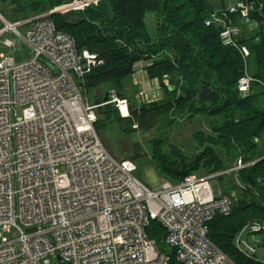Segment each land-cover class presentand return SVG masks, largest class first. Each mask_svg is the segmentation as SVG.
<instances>
[{
	"label": "built area",
	"instance_id": "2783aa9c",
	"mask_svg": "<svg viewBox=\"0 0 264 264\" xmlns=\"http://www.w3.org/2000/svg\"><path fill=\"white\" fill-rule=\"evenodd\" d=\"M97 1L72 0L16 20L0 11V42L18 49L23 39L32 51L21 63L0 53V264H237L209 239L208 224L233 205L217 177H237L257 159L238 157L223 171L166 180L153 191L135 175L134 161L113 156L94 129L97 106L83 88L97 56L77 49L51 19ZM255 8L254 1L237 0L204 20L218 29L223 45L241 54V97L254 82L264 85L252 75L242 41L261 24L251 17ZM23 25H30L25 37L17 30ZM8 33L16 39L2 40ZM144 97L137 93L141 103ZM109 102L120 116L129 115L128 98L112 92ZM12 106H23L15 120ZM152 221L165 230L164 249L147 236ZM244 233L263 237L264 250V222L244 225L235 237L236 248L250 257L257 246L246 240L243 250Z\"/></svg>",
	"mask_w": 264,
	"mask_h": 264
},
{
	"label": "trees",
	"instance_id": "16d2710c",
	"mask_svg": "<svg viewBox=\"0 0 264 264\" xmlns=\"http://www.w3.org/2000/svg\"><path fill=\"white\" fill-rule=\"evenodd\" d=\"M23 1L15 2L12 9L15 17L22 18L28 11L41 12L70 0ZM250 1L256 6L251 17L261 20V24L242 41L250 50L252 75L264 83V0ZM213 10L209 0H98L83 10L71 11L69 14L77 18L75 21L62 14H54L51 19L58 30L73 38L77 49H88L97 56V64L90 66L83 78L86 94L107 84L118 96L126 97L124 80L141 60L149 62L144 66L148 77L161 82L162 99L139 105L130 100L126 117L99 97L94 129L101 141L108 124L116 123L123 134L130 135L138 130H151L171 115L195 109L216 122L208 144L201 141L202 153L189 163L173 144L168 145L169 154L155 153L153 164L166 180L176 183L188 174L223 171L239 156L245 161L261 157L240 170L237 177L229 174L231 180L236 178L240 182L242 187L236 186L243 194L233 199L230 213H215L208 224V237L237 264H263L264 255L258 257L260 250L246 257L236 248L234 240L244 225L264 222V154L258 152L255 141L264 133V85L254 82L249 95L240 96L236 83L242 72V57L237 49L220 42L215 26L204 24ZM149 13L156 18L154 35L146 29L144 21ZM160 52L163 56L154 58ZM164 77L169 79V86L162 83ZM175 82L180 87L175 88ZM177 89L181 91L179 94ZM216 149L224 151L222 160ZM133 151L138 157L137 143ZM223 175L217 177L221 186ZM222 189L229 195L227 187ZM146 232L159 249H164L165 230L161 225L152 221ZM260 246L263 249V242Z\"/></svg>",
	"mask_w": 264,
	"mask_h": 264
},
{
	"label": "rangeland",
	"instance_id": "374dc122",
	"mask_svg": "<svg viewBox=\"0 0 264 264\" xmlns=\"http://www.w3.org/2000/svg\"><path fill=\"white\" fill-rule=\"evenodd\" d=\"M25 2L21 0H1L0 2V11L9 19V20H16L18 17H15L12 14V9L15 5V2ZM72 0L68 2H64L59 5H55L52 8H47L41 12H33L28 11L24 13V17L32 16L38 13H44L45 11L54 10L57 9L60 6H63ZM237 0H209V2L214 7V10H218L222 6L225 8L230 7V5L234 4ZM70 12H63L58 13L64 15L66 18L75 21L77 18L73 16L72 14H69ZM54 15V14H53ZM23 16V15H22ZM15 17V18H14ZM146 29L152 34H155V28H156V18L154 14H147L144 18ZM30 29V25H23L17 27V30L19 33L25 37L28 30ZM10 39L14 41L16 39V35L12 33H8L6 36L2 38ZM0 53L3 54H9L13 60L16 63L25 62L31 59L32 57V51L31 48L21 39V45L20 48L16 49L13 47H8L4 45L2 42H0ZM167 55L172 56L169 54L170 52H166ZM159 55L162 57L163 53H158L154 58L159 57ZM149 64V62H145V60L139 61L135 68H144L146 65ZM248 64L249 68L251 69L253 63L251 58H248ZM156 79L158 84L160 85L161 82L157 78ZM132 76L126 78L124 80V85L128 88L132 89V91H135V94L137 95L139 86L138 84L133 86L132 83ZM162 83L165 86L170 85V81L167 77H164L162 80ZM174 87L178 88L180 87V84L177 82L174 83ZM127 89V88H125ZM112 92L116 93L115 90L106 85H101V87H98L97 89L93 90L92 92L87 93V97L90 103H94L95 100L99 101V97L103 100L104 96L107 94L109 97ZM181 91L180 89H177V93L179 94ZM103 97V98H102ZM130 98V97H129ZM145 99V97L143 98ZM132 101V99L130 98ZM133 102V101H132ZM134 103V102H133ZM97 106L99 105L96 104ZM262 106L264 107V101ZM22 108L23 106H12L11 108V118L12 120H15L17 117H20L22 115ZM216 122L211 120L210 117L201 112H196L195 109L192 110L189 113H177L175 115H171L167 118H164L160 120L151 130L148 131H135L131 133L130 135L123 134L116 123L108 124L105 129V137L101 141L105 148L115 157L119 159H132L135 161V164L137 166L136 170V176L151 190L156 191L158 190L162 183L166 181V179L161 176V174L156 169L155 165L153 164L152 157L156 153L159 155L162 154H169V144L175 145L184 156L187 157L188 163L191 162L194 159V156L196 154L202 153L203 151V145H201V141L205 144H208L209 138L212 134L213 125ZM101 139V138H100ZM202 139V140H201ZM255 141L258 142V152L264 154V133L263 137L255 138ZM134 143H137L138 145V157L134 156L133 146ZM223 150L216 149L215 153L218 156L219 160H222L221 157H223ZM252 155H255V151H252ZM238 156V155H237ZM240 157V156H239ZM261 158V157H260ZM257 158V161L260 159ZM237 159V158H236ZM235 161V160H234ZM233 161V162H234ZM60 171H64V168H59ZM200 173V172H198ZM169 180V179H168ZM174 181V179H172ZM231 181V182H229ZM223 182L224 184L222 187H227V191L229 195L232 196L233 199H238L240 196H242V190L236 186L241 184L238 182L235 178L231 180L229 174L223 175ZM212 188L214 192H217V183H212ZM241 191V192H240ZM234 201V200H233ZM14 233H11L9 237L14 236ZM263 237H260L258 234H248L244 233L241 237V242L239 243L240 247L243 250L247 249V241L250 243H255L257 246L258 251V257L263 258L264 250L260 246L263 241ZM247 240V241H246ZM54 262V260H53Z\"/></svg>",
	"mask_w": 264,
	"mask_h": 264
},
{
	"label": "crops",
	"instance_id": "0c3cea01",
	"mask_svg": "<svg viewBox=\"0 0 264 264\" xmlns=\"http://www.w3.org/2000/svg\"><path fill=\"white\" fill-rule=\"evenodd\" d=\"M136 66V65H135ZM134 66V71L132 73V86L133 84H138L139 90L143 91L145 95V101L143 100V103H148L155 100H160L163 97V91L161 90L160 85L158 84L156 79H150L148 77L147 71L144 68L136 69ZM127 88V89H125ZM123 93L125 94L126 98L134 102V104L139 105L141 104L140 100L137 98V95L135 94V91H132V89L128 88L124 85ZM130 97V98H129Z\"/></svg>",
	"mask_w": 264,
	"mask_h": 264
},
{
	"label": "water",
	"instance_id": "95a60500",
	"mask_svg": "<svg viewBox=\"0 0 264 264\" xmlns=\"http://www.w3.org/2000/svg\"><path fill=\"white\" fill-rule=\"evenodd\" d=\"M109 99V97L107 96V94L104 96V98H103V101L105 102V101H107ZM98 100H95L94 101V104L96 105V104H98Z\"/></svg>",
	"mask_w": 264,
	"mask_h": 264
},
{
	"label": "bare ground",
	"instance_id": "6f19581e",
	"mask_svg": "<svg viewBox=\"0 0 264 264\" xmlns=\"http://www.w3.org/2000/svg\"><path fill=\"white\" fill-rule=\"evenodd\" d=\"M105 102H106V101H105ZM107 102L110 103V102H109V99L107 100ZM96 106H97V105H96ZM97 107H99V105H98ZM130 160H131V159H130ZM132 161H133V160H132ZM134 163H135V162H134Z\"/></svg>",
	"mask_w": 264,
	"mask_h": 264
}]
</instances>
